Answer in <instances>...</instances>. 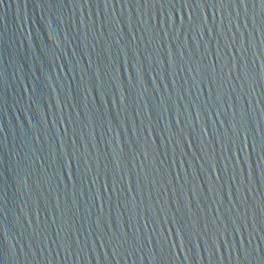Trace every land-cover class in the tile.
Segmentation results:
<instances>
[{"label": "water", "instance_id": "1", "mask_svg": "<svg viewBox=\"0 0 264 264\" xmlns=\"http://www.w3.org/2000/svg\"><path fill=\"white\" fill-rule=\"evenodd\" d=\"M0 264H264V0H0Z\"/></svg>", "mask_w": 264, "mask_h": 264}]
</instances>
